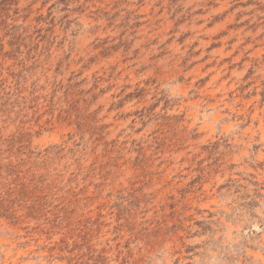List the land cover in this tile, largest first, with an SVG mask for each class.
I'll return each mask as SVG.
<instances>
[{
  "label": "rangeland",
  "instance_id": "374dc122",
  "mask_svg": "<svg viewBox=\"0 0 264 264\" xmlns=\"http://www.w3.org/2000/svg\"><path fill=\"white\" fill-rule=\"evenodd\" d=\"M0 264H264V0H0Z\"/></svg>",
  "mask_w": 264,
  "mask_h": 264
}]
</instances>
